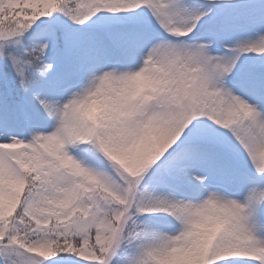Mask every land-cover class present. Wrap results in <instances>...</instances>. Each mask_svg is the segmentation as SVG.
<instances>
[{
	"label": "snow or ice",
	"instance_id": "6c2138e0",
	"mask_svg": "<svg viewBox=\"0 0 264 264\" xmlns=\"http://www.w3.org/2000/svg\"><path fill=\"white\" fill-rule=\"evenodd\" d=\"M0 264H264V0H0Z\"/></svg>",
	"mask_w": 264,
	"mask_h": 264
}]
</instances>
